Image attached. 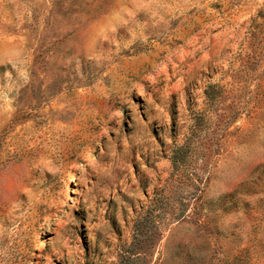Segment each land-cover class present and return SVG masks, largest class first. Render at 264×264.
Returning <instances> with one entry per match:
<instances>
[{
  "label": "rangeland",
  "instance_id": "1",
  "mask_svg": "<svg viewBox=\"0 0 264 264\" xmlns=\"http://www.w3.org/2000/svg\"><path fill=\"white\" fill-rule=\"evenodd\" d=\"M0 264H264V0H0Z\"/></svg>",
  "mask_w": 264,
  "mask_h": 264
}]
</instances>
